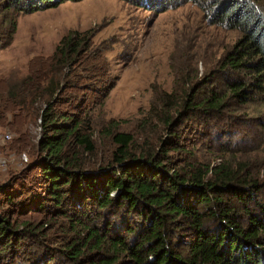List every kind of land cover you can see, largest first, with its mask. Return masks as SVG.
Returning <instances> with one entry per match:
<instances>
[{
  "label": "trees",
  "instance_id": "trees-1",
  "mask_svg": "<svg viewBox=\"0 0 264 264\" xmlns=\"http://www.w3.org/2000/svg\"><path fill=\"white\" fill-rule=\"evenodd\" d=\"M63 1L0 0V50L16 29L15 20L2 18L3 10L28 13ZM129 1L165 10L179 0ZM180 1L194 4L210 24L235 30L238 37L209 79L185 92L177 104H171L173 93H164V111L150 108L168 133L155 145L148 136L136 145L132 134L118 131L113 121L103 129L114 144L111 157L98 167L88 161L96 151L92 126L87 116L73 111L82 105L72 95L87 87L74 77L81 74L79 80L98 83L104 75L93 62L100 56L81 52L84 38L76 31L60 39L42 77L27 75L20 90L0 93V128L13 129L19 117L24 120L17 124L20 129L39 115L35 155L25 156L30 169H39L44 194L27 207L46 208L70 223L72 236L83 234L85 243L72 237L62 252L73 264H264V175L253 178L243 162L233 167L221 159L210 165L170 155L184 151L180 138L187 121L225 128L232 122L231 109L264 99V0ZM149 120L145 116L144 122ZM259 126L264 128L263 119ZM0 192L7 203L19 204L4 185ZM3 212L1 260L8 248L15 252L21 233ZM31 264L54 261L45 253Z\"/></svg>",
  "mask_w": 264,
  "mask_h": 264
},
{
  "label": "rangeland",
  "instance_id": "rangeland-1",
  "mask_svg": "<svg viewBox=\"0 0 264 264\" xmlns=\"http://www.w3.org/2000/svg\"><path fill=\"white\" fill-rule=\"evenodd\" d=\"M1 15L7 18L6 23L16 21L11 43L0 50L2 94L12 87L20 90L27 75L42 77L48 56L63 36L73 35L74 31L84 38L81 52L100 56L93 62L100 67L104 82L79 80L81 74H76L75 83L87 88L72 92L82 105L73 111L91 122L96 151L88 161L95 167L110 158L114 150L111 137L103 132L110 122H118V131L132 134L136 145H141L146 136L152 145L160 136L165 139L167 130L154 112L166 108L163 94L173 93L176 99L171 104L179 103L185 92L209 79V73L238 37L237 31L210 24L201 9L180 0L165 10L129 0H64L33 12L3 10ZM231 112L232 122H227L225 128L220 123L187 121L181 128L184 151L170 155L210 165L221 159L233 167L243 162L253 178L262 177L264 128L259 126V119L264 120V99L236 106ZM145 116L150 117L148 123L144 122ZM16 120L13 129L0 128L1 138L10 134V139L0 141V186L14 193L12 200L19 204L7 203L0 192V210L21 233L17 245L13 244L15 252L8 248L0 264H31L45 253L52 255L54 264H73L62 252L72 237L80 238L79 244L85 243L83 234L72 236L70 223L46 208L27 207L32 199L36 201L35 196L44 194L39 169H30L21 159V155H35L41 134L39 115L20 129L17 124L24 120ZM180 165L184 167L183 162ZM24 222L29 223L28 227Z\"/></svg>",
  "mask_w": 264,
  "mask_h": 264
},
{
  "label": "built area",
  "instance_id": "built-area-1",
  "mask_svg": "<svg viewBox=\"0 0 264 264\" xmlns=\"http://www.w3.org/2000/svg\"><path fill=\"white\" fill-rule=\"evenodd\" d=\"M5 139H7V140L10 139V134H8V133L4 134L3 135V140H5ZM21 159L26 161V156L25 155H21Z\"/></svg>",
  "mask_w": 264,
  "mask_h": 264
}]
</instances>
